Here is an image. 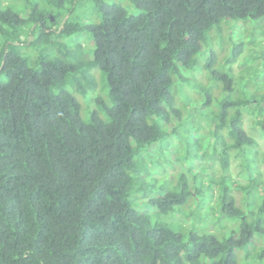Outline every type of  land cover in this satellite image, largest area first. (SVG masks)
<instances>
[{"label": "trees", "instance_id": "trees-1", "mask_svg": "<svg viewBox=\"0 0 264 264\" xmlns=\"http://www.w3.org/2000/svg\"><path fill=\"white\" fill-rule=\"evenodd\" d=\"M80 1L0 0V264H249L237 251L264 234L242 169L264 140L263 39L222 41L225 75L189 69L223 20H264V0H130L135 15L89 0L98 24L71 20ZM79 34L85 48L61 42ZM95 69L112 107L83 123L63 86ZM181 208L200 222L186 232ZM209 215L219 230L197 228Z\"/></svg>", "mask_w": 264, "mask_h": 264}, {"label": "rangeland", "instance_id": "rangeland-1", "mask_svg": "<svg viewBox=\"0 0 264 264\" xmlns=\"http://www.w3.org/2000/svg\"><path fill=\"white\" fill-rule=\"evenodd\" d=\"M107 3L109 5L118 4L122 8H124L129 14H138L137 9L130 2V0H109ZM94 11L95 8L89 0H82L77 4L75 11L71 14V20L73 22H81L82 24H98L100 22V15L95 13ZM262 33H264V20L258 23H248L246 25L240 24V22L238 21H230V23H228L223 20L218 27H213L207 33L205 42L203 44L206 50L204 52L201 51V53H199L195 57L194 62L196 63V65L190 68L189 70L198 73L200 72L201 68H204L209 72V75H211L212 73H220L223 75L227 74L228 71L225 67V58H227L228 56V45L225 44L223 48V45H220V43L222 41H227L230 43L231 40L235 42L244 41L246 39V36L251 35L255 40L261 37L263 39L264 44V35ZM84 37L87 36L83 34L74 35L62 38L61 42L68 46H73L78 40L83 42ZM85 43L83 44L84 48L86 46ZM38 51L39 50L35 49L25 50V52H27L30 57L38 55ZM236 66L237 65L234 66L235 69ZM82 73L85 74L86 80L81 81L79 85L76 82L66 84L63 86V90L72 95L75 99L79 108V118L83 123H89L91 115L93 113H95L102 121H106V110H109L112 107V101L110 98L109 87L106 81V77L99 69L90 71V75L86 71H83ZM259 74H261V72H259ZM259 74L257 76L260 77ZM74 77L77 78L76 76ZM238 79L239 77L237 78V80H234L235 84H239ZM256 138L259 141L260 146L262 147L259 149V145L255 144L253 149L251 150V153L246 157V160L244 161V159H242L244 162H246V168L243 167L242 169L243 171L247 172L250 177L248 182L253 180L254 178L252 176L255 175V179L259 183V187H257L256 189L255 187H253V189L250 191H243V195L249 200V203H252L253 205L254 203H257L258 199L256 198H258L259 196L261 198L264 197V140L263 138ZM235 165H237V163H235ZM174 168L177 172H186L185 170H183L182 166L177 162L174 163ZM234 172L236 174V168H234ZM210 199L211 198L209 196H205L202 198L201 203L208 207L210 204ZM192 208L193 205L191 209H188L189 212L192 210ZM205 209L206 207L204 208V210ZM185 212L186 209L181 208L178 214L181 217L182 222L180 223L176 221V223L181 227L183 232H186V230H188L190 227L200 223L198 219L196 221H193L192 218L186 219L184 217ZM214 217L209 215L208 221L202 220L201 224L198 225L197 228L203 229L206 225H212V223H214V229L219 230L220 227H218V225L214 222L216 221ZM160 220L163 222H168L171 221V218H169L168 216H163L160 218ZM234 225L237 226L238 223L230 221L228 223V228L232 229ZM259 235L260 236H255V241L259 239V243H257L258 245H252L250 247L237 251L241 256L245 253H250L249 264H262L261 262H259V255H261L262 246H264V234L260 233ZM239 260V264H243L244 256H242Z\"/></svg>", "mask_w": 264, "mask_h": 264}]
</instances>
